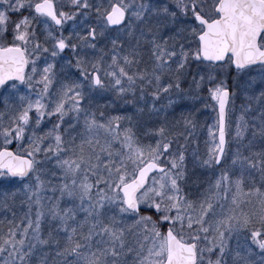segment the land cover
Listing matches in <instances>:
<instances>
[{
	"label": "snow or ice",
	"instance_id": "1",
	"mask_svg": "<svg viewBox=\"0 0 264 264\" xmlns=\"http://www.w3.org/2000/svg\"><path fill=\"white\" fill-rule=\"evenodd\" d=\"M0 215V264H264V0H0Z\"/></svg>",
	"mask_w": 264,
	"mask_h": 264
},
{
	"label": "trees",
	"instance_id": "2",
	"mask_svg": "<svg viewBox=\"0 0 264 264\" xmlns=\"http://www.w3.org/2000/svg\"><path fill=\"white\" fill-rule=\"evenodd\" d=\"M10 218V217H9ZM0 219H3V216L2 215H0Z\"/></svg>",
	"mask_w": 264,
	"mask_h": 264
},
{
	"label": "rangeland",
	"instance_id": "3",
	"mask_svg": "<svg viewBox=\"0 0 264 264\" xmlns=\"http://www.w3.org/2000/svg\"><path fill=\"white\" fill-rule=\"evenodd\" d=\"M211 121H209V123H210ZM205 134H206V130H205ZM202 139H203V137H202Z\"/></svg>",
	"mask_w": 264,
	"mask_h": 264
}]
</instances>
